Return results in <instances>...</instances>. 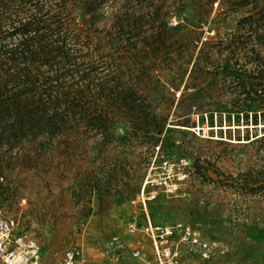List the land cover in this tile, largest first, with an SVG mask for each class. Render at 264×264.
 Segmentation results:
<instances>
[{
    "label": "rangeland",
    "instance_id": "rangeland-1",
    "mask_svg": "<svg viewBox=\"0 0 264 264\" xmlns=\"http://www.w3.org/2000/svg\"><path fill=\"white\" fill-rule=\"evenodd\" d=\"M121 1L114 0L112 8ZM230 1L127 0L126 24L140 16L136 21L143 28L158 22L166 28L156 41V53L165 61L153 71L157 86L147 93L154 110L169 120L157 157H185L192 162L187 194L160 195L146 201V211L156 224H192L214 243L208 258L181 247L175 264H264V242H249L246 236L249 226L264 231V140L244 139L264 134V123L244 128L224 121L219 126L213 119L211 127L207 119L192 114L187 125L193 127L171 124L181 86L177 91L165 88L164 74L176 69L187 72L200 42L222 35L240 17L264 5V0L256 7L249 3L225 16ZM199 16L207 21L196 27ZM95 24L103 29L102 20ZM109 30L108 35L116 38V28ZM124 129L118 124L115 137L100 149L97 136H81L71 149L56 142L38 155L3 154L9 158L0 182L3 186L9 182L11 191L0 192V216L13 219L14 230L39 246L43 264H54L71 245L82 250L79 264H104L110 251L117 252L123 264L155 263L149 238L141 232L129 234L125 223L132 215L142 219L140 205L129 200L139 190L156 147L142 137L126 136ZM195 156L203 166L201 175L194 169ZM135 248L141 258L132 257Z\"/></svg>",
    "mask_w": 264,
    "mask_h": 264
},
{
    "label": "trees",
    "instance_id": "trees-1",
    "mask_svg": "<svg viewBox=\"0 0 264 264\" xmlns=\"http://www.w3.org/2000/svg\"><path fill=\"white\" fill-rule=\"evenodd\" d=\"M258 1L231 0L223 14ZM127 3L113 9L114 0H0V177L7 152L38 155L56 142L71 149L81 136H97L100 149L115 137L118 124L126 136L149 140L159 153L169 120L154 110L147 93L157 86L153 71L165 61L156 41L166 28L160 22L143 28L140 16L126 24ZM99 20L103 29L96 27ZM205 21L199 16L196 27ZM110 28L116 38L108 35ZM164 79L165 88L181 86L171 124L193 127L187 125L192 114L211 127L213 119L244 128L264 123V5L200 42L189 70H169ZM244 139L264 140V134ZM198 156L193 165L201 175ZM4 185L0 192L9 194V182Z\"/></svg>",
    "mask_w": 264,
    "mask_h": 264
},
{
    "label": "built area",
    "instance_id": "built-area-1",
    "mask_svg": "<svg viewBox=\"0 0 264 264\" xmlns=\"http://www.w3.org/2000/svg\"><path fill=\"white\" fill-rule=\"evenodd\" d=\"M158 146L146 169L140 189L129 200L142 208L141 218L132 215L126 220L125 228L129 234L141 232L150 240L155 259L154 264H175L181 247L202 258L212 254L214 243L203 238L189 223L176 222L171 225L154 224L144 209L146 201L158 194L165 196L186 195L190 177V160L185 157L172 160L168 156L157 157ZM113 242H118L116 236ZM120 246V244H118ZM140 250L135 248L131 255L141 258ZM39 246L23 233L14 230V220L0 216V264H43ZM82 250L77 245L66 247L54 264H79ZM82 260L81 262H83ZM104 264H123L117 252H108Z\"/></svg>",
    "mask_w": 264,
    "mask_h": 264
},
{
    "label": "crops",
    "instance_id": "crops-1",
    "mask_svg": "<svg viewBox=\"0 0 264 264\" xmlns=\"http://www.w3.org/2000/svg\"><path fill=\"white\" fill-rule=\"evenodd\" d=\"M246 236L249 242H254V243H256L257 241L264 242V231H262L258 227L253 228L249 226L248 228H246Z\"/></svg>",
    "mask_w": 264,
    "mask_h": 264
},
{
    "label": "bare ground",
    "instance_id": "bare-ground-1",
    "mask_svg": "<svg viewBox=\"0 0 264 264\" xmlns=\"http://www.w3.org/2000/svg\"><path fill=\"white\" fill-rule=\"evenodd\" d=\"M141 209H142V208H141ZM144 209H146V203H145Z\"/></svg>",
    "mask_w": 264,
    "mask_h": 264
}]
</instances>
